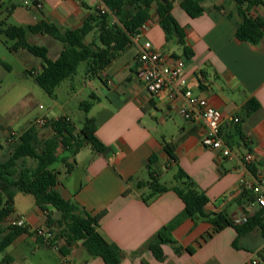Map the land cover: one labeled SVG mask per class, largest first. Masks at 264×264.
Returning a JSON list of instances; mask_svg holds the SVG:
<instances>
[{
  "label": "crops",
  "instance_id": "1",
  "mask_svg": "<svg viewBox=\"0 0 264 264\" xmlns=\"http://www.w3.org/2000/svg\"><path fill=\"white\" fill-rule=\"evenodd\" d=\"M171 1L172 14L184 29L186 45L194 52V57L185 59L175 40L167 42L155 7L148 22L150 28L146 39L157 50L174 59L185 60L188 87L195 95L207 98L222 113V135L235 157L222 158L218 152L202 146L197 127L177 112V107L183 102L181 98L171 99L169 92L158 97L147 93L137 80V48L131 45L101 73L106 83L99 79V100L90 111V118H95L97 123V138L112 152L102 155L89 146L84 147L75 157L74 171L64 182L60 180L56 189L65 200L92 215L106 212L100 223V232L108 242L125 252L126 259L122 264H251L253 261L262 264L259 254L264 250V238L259 230L238 241L234 228L214 234L213 226L205 221L188 219L180 224L173 237L182 250L178 252L174 247L163 246L164 262L157 261L145 247L184 210V203L172 191L150 204L143 201L148 190L137 189L136 184L148 181L150 167L161 184L162 178L170 179V184H163L168 187L174 185L175 175L181 168L209 198L205 212L226 213L232 220L243 214L238 200L243 191L241 180L248 178L240 160L252 153L256 158L255 168L264 173V39L257 46L237 39L236 33L243 19L234 0H205L202 3L204 14L198 18L190 17L181 8L183 0ZM96 7L97 0L82 4L75 0H0V21L15 26H35L46 22L60 30H77L95 14ZM252 16L264 17V10L255 8ZM91 40L92 35L87 41ZM28 41L55 49L54 57L49 50L52 60L58 59L63 50V46L49 36L30 35ZM172 46L178 52L169 51ZM13 54L26 58L28 53L19 51ZM29 61L26 75L27 72L41 73L42 61L36 57L35 61ZM7 69H10L8 65ZM12 100L13 97L8 96L2 110L9 112ZM254 100L260 108L248 114L247 105ZM61 117H67L75 124L69 115ZM42 118L47 119L46 126L36 127V121L41 119L37 118L27 128L18 131L8 122L1 121L0 114V136L7 143L12 133L20 135L21 131L34 126L42 142L49 140L55 136L50 122L59 118ZM236 118L241 122L236 123ZM238 127L247 143L240 138ZM164 140L175 145L177 163L166 153ZM8 149L1 147L0 161L6 159ZM64 156V150L60 148L58 157ZM152 156H156L154 164L150 162ZM132 178L135 181L130 183ZM127 190L130 193L124 195ZM20 195L15 198V212L8 220L13 222L24 218L25 227L35 234L23 235L14 244H22L29 237L37 243L36 231L48 230L46 215L35 203L28 211L20 209ZM249 209L258 210L252 205ZM236 241L237 248L234 246ZM64 245V240H58L57 249L41 246L56 250L68 264H105L101 258H90L81 245L72 248L70 255L64 257L59 251ZM187 248H192L193 253Z\"/></svg>",
  "mask_w": 264,
  "mask_h": 264
},
{
  "label": "trees",
  "instance_id": "2",
  "mask_svg": "<svg viewBox=\"0 0 264 264\" xmlns=\"http://www.w3.org/2000/svg\"><path fill=\"white\" fill-rule=\"evenodd\" d=\"M108 9L89 17L82 28L77 30H60L56 26L41 22L35 26H15L6 21H0V38L12 53L26 51L42 61L41 73L27 72L34 78L36 84L50 97H55L56 89L66 80L73 79L82 63H86V76L98 78L103 83L101 73L106 70L118 57L132 45V38L140 33L141 27L151 20L152 10L156 9L159 24L165 33L167 42L175 40L182 48L185 59L194 57V52L186 45L184 29L172 14L171 0H100ZM205 0H183L181 8L192 18L204 14L202 3ZM243 23L237 30L239 41L257 46L264 39V17L252 16L255 8L264 10V0H234ZM30 35H45L53 38L63 46L56 60L49 57V49L45 46L33 45L28 41ZM92 35V40L87 41ZM7 68L5 63H0ZM99 98L91 94L89 101L80 104V109L89 114ZM260 108L258 102L251 101L247 105L250 114ZM50 126L55 136L42 142L34 126L20 134V137L9 145L8 156L0 161V253H5L15 241L23 236H33L25 226H4L15 210V198L18 194L31 196L36 206L46 215V227L54 239L48 241L43 236H36L37 243L56 247L58 240H64L65 245L59 249L64 257H68L72 248L81 245L90 258H101L105 264H122L126 259L125 252L117 245L108 242L100 232L101 220L106 215L102 212L92 215L74 203L65 200L57 191L60 184V172L53 168L61 163L66 173L71 174L75 167L76 155L86 146L102 155L112 150L105 146L96 136L97 123L95 118L86 117L82 128L77 131L75 124L67 117L51 121ZM240 138L247 143L246 138L238 127ZM164 148L170 159L178 162L175 145L164 140ZM63 148L65 156L58 157V150ZM72 160V162H71ZM156 156L150 159L151 164ZM255 170V169H253ZM175 183L168 187L160 183L156 173L149 169L147 182L138 181L137 189H147L143 197L146 204L166 192H174L184 203V210L172 223L163 227L147 244L148 249L157 261L166 259L163 246H171L176 251L177 246L173 237L174 230L185 220L194 222L205 221L213 226L214 234L227 228H234L239 239L255 230H259L264 238V208L248 214V208L255 203V195L243 190L238 204L248 215L245 223L238 224L226 213L207 214L206 206L210 203L205 193L201 192L192 178L179 168L175 175ZM135 179L129 180L130 183ZM129 190L124 195H128ZM237 241L234 243L236 245ZM187 251L193 253L192 248ZM264 262V250L259 254ZM13 258L5 255L2 264H11Z\"/></svg>",
  "mask_w": 264,
  "mask_h": 264
},
{
  "label": "rangeland",
  "instance_id": "3",
  "mask_svg": "<svg viewBox=\"0 0 264 264\" xmlns=\"http://www.w3.org/2000/svg\"><path fill=\"white\" fill-rule=\"evenodd\" d=\"M4 40L0 38V63H5L10 69L0 64L1 121L8 122L15 130L20 131L27 128L37 118L47 116L49 119H56L67 114L73 119L76 127L81 129L85 118H90L92 113L86 114L80 109V104L84 101H89L91 94L98 97V89L101 86L99 79L89 80L86 78V63L80 65L73 79L66 80L56 89L55 97L53 98L46 94L31 76L26 75V66L29 64L30 59L35 61V57L28 52L26 58L13 54L5 46ZM48 48L51 51V57H54L56 54L55 49L52 47ZM168 50L178 52L174 46ZM8 96L13 97L11 101L12 109L9 112H5V110H2V106ZM1 147L5 150L10 148L2 136H0V152ZM6 156H8V151ZM53 168L61 173L60 180L64 182V179L68 176L66 168L61 163H56ZM161 182L170 184V179L164 177ZM34 203V199L31 196L22 194L18 199V207L25 211L33 207ZM12 223L8 220L4 226L7 227L12 225ZM47 233L50 232L47 231ZM52 235L55 236V234ZM45 239L48 241V238ZM55 248H58L57 245ZM5 255L13 258L11 264H68L63 261L59 252L42 247L31 237L22 244H13L5 253H0V264H2Z\"/></svg>",
  "mask_w": 264,
  "mask_h": 264
},
{
  "label": "built area",
  "instance_id": "4",
  "mask_svg": "<svg viewBox=\"0 0 264 264\" xmlns=\"http://www.w3.org/2000/svg\"><path fill=\"white\" fill-rule=\"evenodd\" d=\"M82 4L90 0H75ZM97 10L100 13L108 11L106 6L97 0ZM149 23L146 22L140 29V33L132 38V46L137 48L136 58V77L139 83L143 85L148 94L158 97L165 92L170 93V98H181L182 104L177 107L179 115L187 122L197 127L201 144L204 148L218 152L222 158L233 159L235 154L222 135L223 115L214 108L209 100L202 95H195L188 87L185 78V60L174 59L166 53L157 50L153 44L146 39L149 31ZM236 123L241 119L236 118ZM48 123L47 119L41 118L36 121V127H44ZM20 135L12 133L7 140V145H12ZM256 158L252 153L246 154L240 165L246 170L248 178L241 180L243 190L251 191L255 195V203L252 204L255 209L264 208V173L255 168ZM255 169V170H253ZM248 214L254 210L249 209ZM248 215L243 214L239 219L234 220L241 224L247 221ZM12 226H25L24 218L13 221ZM48 230H37L36 236L54 239ZM49 232V231H48ZM251 264H259V261H253Z\"/></svg>",
  "mask_w": 264,
  "mask_h": 264
}]
</instances>
